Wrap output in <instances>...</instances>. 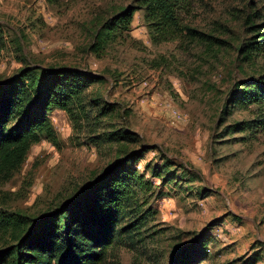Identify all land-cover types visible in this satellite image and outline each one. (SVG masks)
<instances>
[{
  "label": "rangeland",
  "instance_id": "1",
  "mask_svg": "<svg viewBox=\"0 0 264 264\" xmlns=\"http://www.w3.org/2000/svg\"><path fill=\"white\" fill-rule=\"evenodd\" d=\"M135 1L0 0V81L26 67L101 77L89 117L54 110L52 137L21 163L0 158V213L37 219L135 152L143 240H121L102 264H171L202 237L199 264H264V105L230 100L237 83L264 74V53L241 50L264 27V0H188L182 24L196 34L162 44L139 11L98 49L104 22ZM15 240L0 229V251Z\"/></svg>",
  "mask_w": 264,
  "mask_h": 264
},
{
  "label": "trees",
  "instance_id": "2",
  "mask_svg": "<svg viewBox=\"0 0 264 264\" xmlns=\"http://www.w3.org/2000/svg\"><path fill=\"white\" fill-rule=\"evenodd\" d=\"M187 1L136 0L104 22L96 35L97 48L121 31H129L139 11L144 12L155 44L174 41L185 31L196 34L182 24L181 12ZM253 37L241 48L249 60L264 53V27L254 31ZM100 80L77 68L26 67L0 81V158L21 163L32 145L52 137L50 114L54 110L65 111L76 120L89 117L88 90ZM231 99L243 108L264 105V74L237 83ZM140 159V153H129L77 195L37 219L0 213V229L16 232L15 244L0 251V264H102L108 250L121 240H129L133 246L143 240L138 239L144 221L136 209L134 188L138 185L143 190L146 185L134 168ZM158 169H152L155 178L161 176ZM126 219L130 222L122 226ZM208 246L209 239L202 237L180 249L171 264H199L206 260Z\"/></svg>",
  "mask_w": 264,
  "mask_h": 264
}]
</instances>
